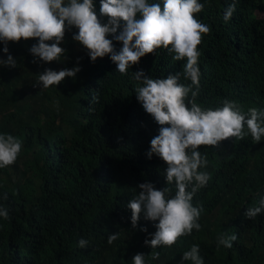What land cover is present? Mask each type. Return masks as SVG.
Returning a JSON list of instances; mask_svg holds the SVG:
<instances>
[{"label":"trees","instance_id":"trees-1","mask_svg":"<svg viewBox=\"0 0 264 264\" xmlns=\"http://www.w3.org/2000/svg\"><path fill=\"white\" fill-rule=\"evenodd\" d=\"M228 2L208 0L195 14L209 26L197 45L201 74L195 100L203 107L229 99L243 111L264 108V0H237L225 22ZM95 6L100 16L99 0ZM74 31H65L61 43L67 51L59 61L34 62L29 48L38 38L29 37L8 41L16 66L0 65V132L22 142L17 159L0 168V203L9 210L8 218H0V264H132L137 252L146 254V264H191L181 256L193 244L204 264H264V212L244 214L264 195V137L254 141L248 133L200 145L210 173L193 198L203 205L201 227L171 246L151 248L144 241L155 231L154 222L141 214L133 227L127 203L140 182L166 185V162L147 156L160 125L138 102L139 82L131 73L143 69L153 78L166 76L182 71L185 60H173L160 47L122 75L108 55L91 61L72 39ZM114 43L119 49L122 42ZM3 47L0 42V57L6 58ZM76 64L75 77L40 86L45 68ZM181 82L190 83L183 77ZM221 232L236 233L230 248L217 247ZM82 237L89 241L85 247L78 245Z\"/></svg>","mask_w":264,"mask_h":264},{"label":"clouds","instance_id":"clouds-1","mask_svg":"<svg viewBox=\"0 0 264 264\" xmlns=\"http://www.w3.org/2000/svg\"><path fill=\"white\" fill-rule=\"evenodd\" d=\"M208 0H99V14L95 0H0V42L7 57H0V65L16 66V58L9 53L8 41L38 38L29 48L34 62L59 61L67 49L62 46L65 31L73 27L72 39L87 50L91 61L108 55L120 74L128 73L133 64L146 53L163 47L173 54V60L184 59L182 71L153 78L143 69L132 71L139 83L135 94L143 109L151 114L160 127L150 140L147 156L153 154L166 162L163 175L166 185L157 188L152 181L138 184L128 201L131 224L136 227L141 218L154 222L155 231L148 233L144 243L155 248L171 246L179 236L193 228L199 230L203 205L193 203L196 192L205 186L210 173L205 170L208 160L200 145H217L229 137L242 138L250 133L254 141L264 137V108L255 106L243 111L235 100L224 99L217 107H203L197 103L200 83V51L197 45L209 26L197 15ZM237 0H229L224 8L227 22L236 8ZM50 41V42H49ZM114 41L122 42L117 49ZM80 57H77L79 60ZM80 65L59 70L47 67L38 75L42 88L57 85L65 77H75ZM181 77L190 83H182ZM195 86V87H193ZM245 129L247 131H245ZM22 148L20 138L0 132V168L12 164ZM172 187L175 188L173 193ZM7 198L5 193L2 197ZM264 212V195L254 207L246 208L245 216L253 218ZM9 210L0 203V218H8ZM147 232V226H140ZM118 233L108 235V242ZM236 233L221 232L217 247L230 248ZM85 238L78 240L87 246ZM145 253L137 252L132 264H146ZM158 255V253H156ZM181 261L204 264L198 244L184 251Z\"/></svg>","mask_w":264,"mask_h":264}]
</instances>
